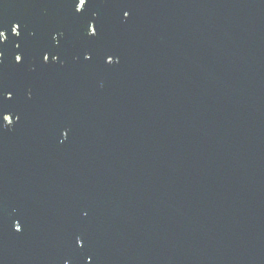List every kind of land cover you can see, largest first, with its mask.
Returning a JSON list of instances; mask_svg holds the SVG:
<instances>
[{"label":"water","instance_id":"95a60500","mask_svg":"<svg viewBox=\"0 0 264 264\" xmlns=\"http://www.w3.org/2000/svg\"><path fill=\"white\" fill-rule=\"evenodd\" d=\"M78 2L0 0V264H264V0Z\"/></svg>","mask_w":264,"mask_h":264},{"label":"snow or ice","instance_id":"6c2138e0","mask_svg":"<svg viewBox=\"0 0 264 264\" xmlns=\"http://www.w3.org/2000/svg\"><path fill=\"white\" fill-rule=\"evenodd\" d=\"M86 4H87V0H83V5H82V7H81V0H79L78 4H77V6H76V12H77V13L82 12V10L85 8ZM128 15H129L128 12H125V13H124V16H125V17L128 16ZM19 27H20V26L17 24V25H14V26L12 27V29H11L12 33H13L14 35H16V36H19V35H20ZM87 35H88L89 37H90V36H91V37H96V36L98 35V28H97V26H96L95 24H90V25H89V27H88V31H87ZM0 36H3V37H4L2 40H0V42H3V41L6 39V37H5V32H4V31H0ZM53 39H55L56 46L58 47V46H59V40L56 39V36H54ZM17 47H19V45H17ZM58 59H59V58H58L57 56H55V55H53V56L51 57V61H52L53 63L57 62ZM85 59H86V60H90V59H91V56H90V55H86V56H85ZM15 61H16L17 64H20L21 61H22V57H21V55H16V57H15ZM43 62H44L45 64L49 63V55H48V54H45V55L43 56ZM113 62H114V58H113L112 56H109V57L107 58L106 63H107L108 65H111V64H113ZM116 62L118 63V61H116ZM0 98H4V99H7V100H11V99H12V95H11L10 93L7 94V95H5L4 93L0 92ZM29 98H30V97H29ZM5 117H11V119L13 120V117H12L11 115L4 114V115H2V121H4V118H5ZM3 126H4V127H9L8 125H5L4 123H3ZM64 136H65V138H67L68 133L65 132V135H64ZM20 230H21L20 225L17 224V225H16V231L19 232Z\"/></svg>","mask_w":264,"mask_h":264}]
</instances>
